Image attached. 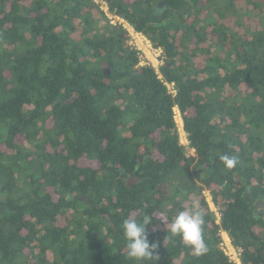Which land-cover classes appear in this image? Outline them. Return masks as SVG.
<instances>
[{"label":"trees","instance_id":"trees-1","mask_svg":"<svg viewBox=\"0 0 264 264\" xmlns=\"http://www.w3.org/2000/svg\"><path fill=\"white\" fill-rule=\"evenodd\" d=\"M263 208L264 0H0V264H264Z\"/></svg>","mask_w":264,"mask_h":264},{"label":"rangeland","instance_id":"rangeland-1","mask_svg":"<svg viewBox=\"0 0 264 264\" xmlns=\"http://www.w3.org/2000/svg\"><path fill=\"white\" fill-rule=\"evenodd\" d=\"M101 7L106 11L108 17L110 18V20H113L114 23H121L122 25L127 23L124 20L116 19L113 14L108 12L107 6L105 3L101 2ZM129 30L131 31V35H130L131 39L129 40V43L134 45L137 50H140V52L142 54V60H140V63L144 64L146 62H150L151 64H154V66L156 67L160 62V61L158 62V59H157L158 55L161 54L160 50H154L153 48H151V46H149V43H147V41L144 40L141 35L135 34V31H133L131 26H129ZM159 60H160V57H159ZM176 120L178 122L180 141L187 148V154H190V153L192 154L193 150L191 148H188V141L186 138V134L182 128L183 124H182L181 117L179 116L178 113H176ZM205 194L207 195V199L210 203V207L214 209L215 206L212 204V201H211V198H210L208 192L205 191ZM222 239H223V248H224V251L226 252V254L231 257V260H233L235 262V264H239L238 258L235 257V253H236L237 249L229 244V241L227 238H222Z\"/></svg>","mask_w":264,"mask_h":264},{"label":"built area","instance_id":"built-area-1","mask_svg":"<svg viewBox=\"0 0 264 264\" xmlns=\"http://www.w3.org/2000/svg\"><path fill=\"white\" fill-rule=\"evenodd\" d=\"M115 18L118 19V17H115ZM119 20H120V19H119ZM110 22H111V23H114L113 20H110ZM123 26H125V27L128 29V31H129V33H130V35H131V31L129 30V24L126 23V24H123ZM132 29H133V28H132ZM133 31H134V29H133ZM135 34H136V35H141V36L143 37V39L146 40L147 43H149V46H151V48H153L154 50H160V53L162 54L161 49L153 47V45L151 44V42H150V41H149V40H148L143 34H141V33H139V32H136V31H135ZM161 54H159L158 57H157L158 62L160 61V60H159V57H160ZM156 55H157V54H156ZM153 65H154V64H153ZM175 111H176V113L179 114V111H178L177 109H175ZM179 116H180V114H179ZM221 234H222V238H227L228 241H229V244L231 245V242H230L229 236H228L225 232H222ZM226 244H227V243H226ZM231 246H232V245H231ZM235 257L238 258L237 250H236V253H235ZM230 258H231V257H230ZM238 260H239V258H238ZM239 264H240V261H239Z\"/></svg>","mask_w":264,"mask_h":264},{"label":"water","instance_id":"water-1","mask_svg":"<svg viewBox=\"0 0 264 264\" xmlns=\"http://www.w3.org/2000/svg\"><path fill=\"white\" fill-rule=\"evenodd\" d=\"M131 180H132V178H131ZM129 184V183H128Z\"/></svg>","mask_w":264,"mask_h":264},{"label":"clouds","instance_id":"clouds-1","mask_svg":"<svg viewBox=\"0 0 264 264\" xmlns=\"http://www.w3.org/2000/svg\"><path fill=\"white\" fill-rule=\"evenodd\" d=\"M232 245V244H231ZM241 264V263H240Z\"/></svg>","mask_w":264,"mask_h":264}]
</instances>
